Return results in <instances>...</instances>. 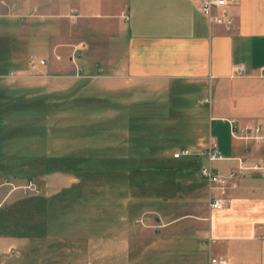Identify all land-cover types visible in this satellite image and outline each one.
I'll list each match as a JSON object with an SVG mask.
<instances>
[{
	"label": "crops",
	"instance_id": "crops-1",
	"mask_svg": "<svg viewBox=\"0 0 264 264\" xmlns=\"http://www.w3.org/2000/svg\"><path fill=\"white\" fill-rule=\"evenodd\" d=\"M196 1L0 0V77L19 79V87L36 99L35 116L46 129L45 136H31L38 140V152L18 161L19 172L35 166L36 172L26 176L53 173L49 158L55 157L57 108L81 109L65 127H77L85 142L101 143L102 136L109 141V154L101 144L79 150L83 158L107 159L101 167L82 164L67 170L80 180L87 172L109 168L116 173L121 166L128 188L134 136H177L158 155H148L175 169L173 153L190 151L182 157L191 164L184 175L192 177L190 188L194 180L199 183L197 189L187 196L174 193L163 204L186 210L161 211L154 223L146 219V227L122 217L111 230L115 235L99 237L96 246L88 240L92 248L79 249L86 264H208L211 256L228 264H264V173L249 170L239 177L221 209L209 207L208 185L199 178L210 138L227 158L212 164L219 174L234 170L235 158L249 166L264 162V142L240 137L247 126L259 127L264 137V0L230 5L231 30L209 23ZM74 49H80L75 64ZM238 65L241 75L235 72ZM85 89L99 96L62 99L55 107L56 94L66 97ZM118 145L124 148L121 155ZM0 164V176H8L9 168ZM171 182L175 189L182 187L177 177Z\"/></svg>",
	"mask_w": 264,
	"mask_h": 264
},
{
	"label": "rangeland",
	"instance_id": "rangeland-1",
	"mask_svg": "<svg viewBox=\"0 0 264 264\" xmlns=\"http://www.w3.org/2000/svg\"><path fill=\"white\" fill-rule=\"evenodd\" d=\"M17 80L0 77V163L9 168L10 173L6 177L13 184L0 187V197L3 199L0 204V233H5L0 237V264H86V255L80 250H88L92 242L96 246L99 237L115 235L111 230L122 217L130 219L134 226L146 227L154 223L161 211L172 213L175 209H181V212L186 210L185 205H171L164 209L163 204L174 193L187 196L191 189H197L199 183L194 180L195 188H190L192 177L184 175L190 170V162L179 161L177 165L180 167L175 170L161 166L148 156L158 155L162 146L170 145L169 139L173 141V137L177 136H134L133 183L128 188L125 187V169L121 166L117 167L116 173L109 172L108 168L81 174L86 176L81 180L78 173L72 175L67 172L69 169L77 170L82 164L84 167L106 164V158L77 156L87 144L105 145L103 152H110L105 136L101 137V143L94 140L85 142V136H77V127H65L68 118L79 115L81 109L54 110L52 157L65 159L66 163L61 165L58 159L53 162L49 158L50 164H54L51 166L53 173L45 175L40 172L36 178L26 176L27 173L36 172L35 166L26 168L27 173L23 169L19 172L21 169L18 167L21 166L17 164L18 161L38 152L34 148L38 140L31 136H45L46 129L40 123L42 118L35 116L38 110L36 99L21 89ZM87 95L99 96V93L85 89L66 97L56 94L55 99L51 100L57 102L55 107H58L62 99H81ZM123 151L124 148L118 145L117 154L121 155ZM66 154L71 155L61 156ZM176 177L182 181L180 189H175L171 182ZM3 179L5 176H0V180ZM27 179L37 184L40 194H24L21 186ZM56 258L61 259L58 261Z\"/></svg>",
	"mask_w": 264,
	"mask_h": 264
},
{
	"label": "built area",
	"instance_id": "built-area-1",
	"mask_svg": "<svg viewBox=\"0 0 264 264\" xmlns=\"http://www.w3.org/2000/svg\"><path fill=\"white\" fill-rule=\"evenodd\" d=\"M4 3V1H2ZM237 0H197L196 8L199 12L205 15L208 22L211 24H218L224 26L227 30H231L234 23L235 17L230 13L228 7L232 4H236ZM215 10H218L217 12ZM15 12V10H13ZM84 47V44H81ZM80 49H74L71 55V61L75 64V58L77 57ZM44 61L41 60L40 64H43ZM235 72L237 75H241L243 72L242 66H236ZM210 99L206 98L204 103H209ZM231 131L234 133V125L231 123ZM253 132V134H249ZM259 127H250L247 126L244 129V135L240 136L241 138H254L264 142V137L259 134ZM190 151L186 148H182L179 151L173 153V158H180L183 156H189ZM202 155L205 156L207 164L203 166L199 175L202 180H204L208 185L209 190V207L211 209H221L224 206L228 205L230 198L227 196V189L235 186V181L243 176L249 170H257L264 173V162L255 163L252 166H249L241 158H235L237 162V167L232 170L227 175H222L216 172L212 167V164L217 161L227 160V158L221 154L218 150L217 142L214 138H210L208 147L202 152ZM4 185H13L9 179L0 180V187ZM25 195H38L40 194V188L32 180H26L25 184L21 186ZM215 242L211 237L208 238V245H212ZM208 264H228L225 259L217 258L214 256L209 257Z\"/></svg>",
	"mask_w": 264,
	"mask_h": 264
},
{
	"label": "trees",
	"instance_id": "trees-1",
	"mask_svg": "<svg viewBox=\"0 0 264 264\" xmlns=\"http://www.w3.org/2000/svg\"><path fill=\"white\" fill-rule=\"evenodd\" d=\"M63 129H64V128H63ZM55 159H58L57 162H58L59 164H61V165H63V164L66 163V160H65V159H59V158H55V157L53 158V162H54ZM172 159H173V160H177L176 163H178L179 161H182V160H183L182 157H180V158H173V157H172ZM152 160L158 162L157 158H154V157H153ZM53 162L51 163V166L54 165ZM49 164H50V163H49ZM160 165H161V166H165V167H167L168 169H174L173 165H171L170 163H163V162H162V163H160ZM177 166H178V168L180 167L179 164H178ZM165 167H164V168H165ZM175 170H176V169H175ZM133 172H134V168H133ZM5 179H9V178L5 176ZM27 180H28V179H27ZM2 225H3V224H2ZM4 231H5V230H4ZM0 234H2V233H0ZM3 234H5V233H3Z\"/></svg>",
	"mask_w": 264,
	"mask_h": 264
}]
</instances>
